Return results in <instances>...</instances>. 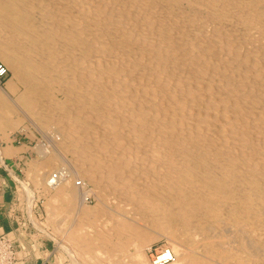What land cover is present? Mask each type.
Masks as SVG:
<instances>
[{
    "label": "bare ground",
    "instance_id": "6f19581e",
    "mask_svg": "<svg viewBox=\"0 0 264 264\" xmlns=\"http://www.w3.org/2000/svg\"><path fill=\"white\" fill-rule=\"evenodd\" d=\"M0 60V133L58 130L31 177L74 261L165 237L169 264H264V0H0Z\"/></svg>",
    "mask_w": 264,
    "mask_h": 264
},
{
    "label": "rangeland",
    "instance_id": "374dc122",
    "mask_svg": "<svg viewBox=\"0 0 264 264\" xmlns=\"http://www.w3.org/2000/svg\"><path fill=\"white\" fill-rule=\"evenodd\" d=\"M0 62L4 63L2 60H0ZM10 86L11 87L16 86L15 88L19 89L20 90V91L18 90L19 92H22L24 90V87H23L22 83L14 76V73L11 70H10V73H9V77L2 84H0V96H2L4 99L7 98L9 100V98H11L12 100L13 99L16 100L17 99V94H15V93L10 91ZM50 89L51 90H49V94L51 96H53L57 100H60V101L63 100V95L59 92V88L58 87H53V88H50ZM19 115H21V116H19ZM15 121L22 122V123H21L20 128L18 130H16L15 132H13L12 135L13 136L14 135H18V137H20L19 140L21 141V143L24 144L25 147H27L26 148V152L29 154V155H27V160H26V163H25V166H24V175H22L21 179L19 180L20 181L19 183L21 185L20 190L22 192V197L24 199V202L27 203V206H28V202H29V198H28L29 196L26 194V190L24 188V185L25 186H29V189L33 193V205L34 206L32 208V212L31 213H30V210H29L31 218L34 220V222L36 223L37 227L38 228L40 227L39 229L41 231H43L44 235L47 233L45 236L48 239H54L55 240V242L57 244V250L64 257L65 261L68 264H80L82 260L83 261H82L81 264H83V262H86L88 260L86 256H84L83 254H80L78 256L79 258L77 259V262H76V261L73 260V257L70 256L69 253L64 252L59 247V244L57 243V239L61 238L58 235V231L56 230L57 229L56 228L57 225L59 226L60 223H62V224L66 223V225L64 224V226L66 228H68L72 224L73 219L69 218V219H67L65 221L62 219L64 222L62 220H59V219H58V221L53 220L52 216H51L52 212L50 210H51V207L53 206V202L51 203V201L53 200V197L55 195L54 191L49 192V191H46L44 189V187L37 186L33 182L32 177H31L32 166L37 161H40L39 163L45 162L46 159L51 155V154H48V156H46V157L43 156L42 150L43 149L51 150L49 147L52 146L53 141L48 138L49 137L48 135H50V134L51 135H53V134L54 135L55 134L59 135L58 132H57L58 130L56 129V125H53V124L52 125H48L49 127L46 126L47 128L43 127V126H40L41 124L38 123V121H36V119H34L33 117H31L28 114L27 115L14 114L13 115V122H15ZM5 130H9V129L6 128ZM49 140H51L52 142L49 141ZM49 143H50V145H49ZM42 145H44V146H42ZM52 153H55V152L52 151ZM55 154H57L58 158H62L63 157V159H65V160H71L72 159L71 155H69L68 153H65V152H59L58 151ZM61 166L63 167V165H61ZM56 171L57 170H54L53 172L56 173ZM78 181H82V180L78 178ZM89 186H90L89 189H94L93 185H89ZM50 194H51L52 197L50 196ZM90 197L91 198H90L88 204L86 203V208H90V206H91L90 210L93 209V208H98V206L100 205L99 199L94 194L92 196H90ZM58 203H59L58 206L59 205H63V206L66 205L65 202H62V201H60V202L58 201ZM62 210L66 211V210H64V208L61 209L60 211H62ZM49 216H50V218H49ZM102 217H105V220H103L104 218H102ZM101 221H103V222H101ZM107 221L108 220L106 219V216H104L103 214H99L96 219L91 220V222H92L91 225L96 228L97 225L105 224V222H107ZM84 222L85 221H83V223ZM94 231H95V229H94ZM166 240L167 239L165 237H162V238H160L158 240H155L154 242L149 244L148 247H146L145 254H146L149 262H151V256H150L151 254H150L149 250L151 248H153L154 250H157L158 248L167 245V243H168L167 241L168 240L167 241ZM187 248L190 251L194 250L193 246H188ZM116 252L117 253L111 252V253H109V256L104 258L105 256L104 255L101 256V253H99L100 255L95 253V249H94V251L92 250L91 252H89L88 255H91L93 257H95V255H98V257H96L95 259L100 264H113V263L117 264V262H119L120 260H124V261L126 260V263L127 262L128 263H132L133 259L131 258V256H132V254H134V250H133L132 247L129 250L128 254L127 253H119L118 251H116ZM122 254H126V255H122ZM129 254H131V256ZM127 255H128V257L130 259H128ZM92 264H94V263H92ZM118 264H120V263H118ZM219 264H231V263H219Z\"/></svg>",
    "mask_w": 264,
    "mask_h": 264
},
{
    "label": "crops",
    "instance_id": "0c3cea01",
    "mask_svg": "<svg viewBox=\"0 0 264 264\" xmlns=\"http://www.w3.org/2000/svg\"><path fill=\"white\" fill-rule=\"evenodd\" d=\"M19 139L10 130L0 134V238L14 244L17 264H68L55 240L37 227L22 197L19 180L29 154Z\"/></svg>",
    "mask_w": 264,
    "mask_h": 264
},
{
    "label": "built area",
    "instance_id": "2783aa9c",
    "mask_svg": "<svg viewBox=\"0 0 264 264\" xmlns=\"http://www.w3.org/2000/svg\"><path fill=\"white\" fill-rule=\"evenodd\" d=\"M9 69L0 62V84H2L9 77ZM153 264H169L174 261L173 255L165 250L164 246L154 250H149ZM16 250L14 244L5 238H0V264H17Z\"/></svg>",
    "mask_w": 264,
    "mask_h": 264
}]
</instances>
